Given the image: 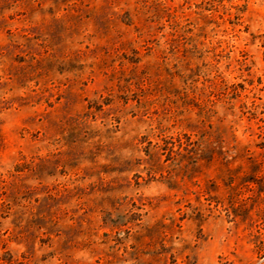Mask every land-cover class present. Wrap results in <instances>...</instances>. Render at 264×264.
Returning a JSON list of instances; mask_svg holds the SVG:
<instances>
[{
    "label": "rangeland",
    "instance_id": "obj_1",
    "mask_svg": "<svg viewBox=\"0 0 264 264\" xmlns=\"http://www.w3.org/2000/svg\"><path fill=\"white\" fill-rule=\"evenodd\" d=\"M0 264H264V0H0Z\"/></svg>",
    "mask_w": 264,
    "mask_h": 264
}]
</instances>
